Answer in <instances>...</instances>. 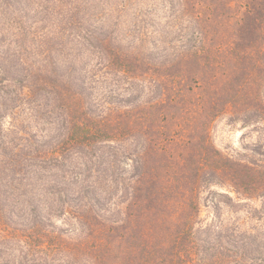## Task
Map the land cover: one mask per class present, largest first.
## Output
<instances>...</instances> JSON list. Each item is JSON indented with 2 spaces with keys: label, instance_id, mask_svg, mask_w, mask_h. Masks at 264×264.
<instances>
[{
  "label": "trees",
  "instance_id": "obj_1",
  "mask_svg": "<svg viewBox=\"0 0 264 264\" xmlns=\"http://www.w3.org/2000/svg\"><path fill=\"white\" fill-rule=\"evenodd\" d=\"M0 264H264V0H0Z\"/></svg>",
  "mask_w": 264,
  "mask_h": 264
},
{
  "label": "rangeland",
  "instance_id": "obj_2",
  "mask_svg": "<svg viewBox=\"0 0 264 264\" xmlns=\"http://www.w3.org/2000/svg\"><path fill=\"white\" fill-rule=\"evenodd\" d=\"M212 134L216 145L225 151L239 149L243 141L255 137V134L249 137L250 133L248 129L241 127L239 123H228L227 119L218 122L213 128ZM250 203L254 206L260 205V202L257 200ZM202 216L210 219L212 216L211 208L204 207Z\"/></svg>",
  "mask_w": 264,
  "mask_h": 264
}]
</instances>
